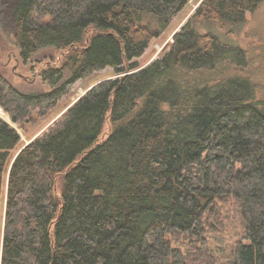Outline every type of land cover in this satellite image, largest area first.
I'll use <instances>...</instances> for the list:
<instances>
[{
  "label": "trees",
  "instance_id": "1",
  "mask_svg": "<svg viewBox=\"0 0 264 264\" xmlns=\"http://www.w3.org/2000/svg\"><path fill=\"white\" fill-rule=\"evenodd\" d=\"M188 1H10L24 62L46 47L65 52L40 71L46 92L21 93L0 75L12 123L43 116L98 71L121 76L22 149L0 122V264H217L206 227L226 202L242 230L224 264H264V97L243 49L194 29L241 27L264 0H202L137 71L133 60Z\"/></svg>",
  "mask_w": 264,
  "mask_h": 264
},
{
  "label": "rangeland",
  "instance_id": "2",
  "mask_svg": "<svg viewBox=\"0 0 264 264\" xmlns=\"http://www.w3.org/2000/svg\"><path fill=\"white\" fill-rule=\"evenodd\" d=\"M11 0H0V75L21 93L46 92L50 89L47 81L43 80L40 71L49 66H57L65 52L46 47L35 52L24 62L19 56V50L12 33V20L10 17ZM202 0H189L182 10L171 20L167 29L156 39H153L137 59L138 70L149 66L153 61L160 59L163 51L172 42L173 35L193 15ZM194 29L199 33H210L221 42L240 47L246 52L248 60V74L258 87L257 96L264 97V2L259 8L246 15L245 24L235 28L229 24H213L195 21ZM136 72V71H135ZM121 74L114 68H105L80 80L73 85L71 92L61 98L55 107L43 116H33L23 128L10 121L0 108V122H5L15 129L20 136L18 148L32 141L82 97L92 87L103 81L117 79ZM109 131V123L105 124L102 138ZM221 206V204H219ZM220 215L216 220L209 219V231L205 234L206 246L210 255L217 264H224L230 256L234 242L239 238L242 230L241 221L233 203L222 204ZM2 223V221H1ZM174 246L185 248L183 238L173 240Z\"/></svg>",
  "mask_w": 264,
  "mask_h": 264
},
{
  "label": "water",
  "instance_id": "3",
  "mask_svg": "<svg viewBox=\"0 0 264 264\" xmlns=\"http://www.w3.org/2000/svg\"><path fill=\"white\" fill-rule=\"evenodd\" d=\"M27 144H28V143H27ZM27 144H25V145H27ZM25 145H24L23 147H25ZM23 147H22V148H23ZM22 148H21V149H22ZM21 149H20V150H21ZM20 150H19V151H20Z\"/></svg>",
  "mask_w": 264,
  "mask_h": 264
}]
</instances>
